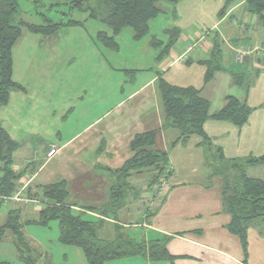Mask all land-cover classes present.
Masks as SVG:
<instances>
[{
  "label": "crops",
  "instance_id": "0c3cea01",
  "mask_svg": "<svg viewBox=\"0 0 264 264\" xmlns=\"http://www.w3.org/2000/svg\"><path fill=\"white\" fill-rule=\"evenodd\" d=\"M246 2L180 0L176 5L161 3L159 13H170L173 22L168 28L159 29L163 36L161 39L149 34V37H144L149 48L145 55L119 54L121 45L118 43L116 51L103 44L97 45L96 55L103 57L102 50L105 49L122 58L116 65L120 69L114 68L113 72L106 71L100 76L98 80H105L106 83H96L95 87L79 92L73 107L68 100L64 101L61 114L57 115L62 116L64 138L61 134L54 142L44 136L35 137L31 143L34 145L32 153L13 165V170L20 172L40 162L32 177L23 178L27 187H42L63 181L67 186V203L73 209L100 208L109 201L112 186L106 169L120 168L133 155L129 144L135 135L156 131L153 149L166 152L169 158L170 172L163 181L166 188L157 193V200H154L151 198L152 189H147L151 174L133 176L129 198L118 218L125 219L120 224L130 238L147 243L167 238L165 249L171 259L150 263L145 258L131 257L105 264H264V217L249 223L246 251L242 249L240 238L228 230L232 217L224 200L225 192L234 186L239 170L226 167L216 172L209 167L199 135L188 137L184 143L179 140L172 146L179 135L175 129L163 128L164 115L157 89L159 77L176 87L197 89L200 97L209 101L210 114L223 107L227 96L245 102L252 112L243 127L208 119L203 126V134L211 141L212 156L216 155L218 148L227 161L262 156L264 57L252 54L240 64L234 61V48L251 44H261L264 48V19L249 13ZM155 19L150 21L149 26ZM196 23H201L205 31L195 28ZM189 25L193 30L186 29ZM148 31L151 33L152 30L148 27ZM133 35L132 31L131 41L138 42ZM202 35H205L204 41L190 49ZM152 39L160 42L161 46L154 47ZM216 53L215 65L219 63L220 68L205 83L208 62L215 59L213 56ZM115 78L117 80L113 82ZM87 93L88 100H84ZM18 145L16 152L21 149ZM52 147L58 149L57 153L46 158ZM60 163L63 165L61 171L56 169ZM243 167L249 178L264 181V164H245ZM137 190L143 191L139 198L135 195ZM143 194L145 197H142ZM152 199L155 202L151 203ZM8 209V206L0 207V223L4 222ZM38 211L21 214L23 219L36 220ZM134 212L142 221L136 222L132 218V223H127ZM106 220L108 224H114L113 220ZM52 224L56 228V238L48 236V227L37 225L25 226L24 233L40 247L48 261L50 250L55 258L56 251L62 259L69 257L70 264H87L79 248L58 242L57 223ZM108 232L111 233L109 238L115 236V231L109 229ZM12 241L11 236L0 241V264H23L18 260ZM41 258L38 263L45 264V258Z\"/></svg>",
  "mask_w": 264,
  "mask_h": 264
},
{
  "label": "trees",
  "instance_id": "16d2710c",
  "mask_svg": "<svg viewBox=\"0 0 264 264\" xmlns=\"http://www.w3.org/2000/svg\"><path fill=\"white\" fill-rule=\"evenodd\" d=\"M57 5L66 6L69 12L78 10L87 13L89 19L101 21L112 34L108 36L105 32H99L97 41L109 50H118L115 37L121 34L123 28L133 31V39L139 41L148 34L150 21L154 20L160 12L159 4L176 5L180 0H55ZM249 13L261 16L264 19V0H247ZM20 9L17 0H0V107L8 105L10 93L19 91L21 85L12 80V50L21 38L23 29L35 35H52L61 26H75L80 22L68 21L67 24L49 23L44 25L26 24L20 18ZM49 23V24H48ZM175 31V30H173ZM154 47L161 43L152 39ZM171 42L165 48L167 52ZM218 53V52H217ZM217 53L214 60L208 62L204 82L213 77L215 70L219 69V63L215 65ZM158 97L162 103L163 128L175 129L179 140H185L192 135L202 137V147L206 164L215 169L237 168L239 173L234 186L225 192V203L231 214V222L228 225L229 232L240 238L242 249L246 251L247 229L249 223L259 217H264V181L249 178L246 175L244 165L264 164V153L256 159H245L227 161L218 148L216 155H211V141L203 134V126L208 119L213 121H226L235 127L241 128L248 121L252 109L245 102L236 97L227 96L220 110L210 114L209 101L200 97L199 90L192 87H176L170 85L162 77L157 80ZM156 131L135 135L129 144L133 155L116 170L106 169L112 180L109 190V201L100 208H83L75 210L67 203V186L63 181L42 187H37L35 192L37 199L42 201L36 220L23 219L21 209L17 204L8 201L21 187L20 181L24 177H32L40 166V162L29 165L20 172L13 170L15 164L14 153L19 145L8 132L0 125V207L8 206V212L3 223H0V241L7 236L13 238V245L17 252L18 260L23 264H38L41 257L45 264L49 261L39 246L34 245L30 238L25 235V226L48 227L49 223L56 222L58 230V242L67 246H74L81 250L86 258L87 264H105L108 261L128 259L131 257L145 258L150 263L163 262L171 259L165 249L167 238L155 240L154 242H140L130 238L124 233L118 219V214L127 202L128 193L132 189L130 184L133 176L150 173L148 190L152 189L151 198L157 200L156 188L163 183L169 175V158L167 153L153 149L156 139ZM216 167V168H215ZM24 192L33 189L24 187ZM227 190V189H226ZM151 194V193H150ZM150 197V196H149ZM6 199V200H5ZM153 199L151 203L155 202ZM86 213L98 215L91 217ZM150 215L147 217L149 218ZM113 220L110 225L107 220ZM105 227V225H107ZM112 227V228H110ZM115 231L113 238L101 236L103 230Z\"/></svg>",
  "mask_w": 264,
  "mask_h": 264
},
{
  "label": "rangeland",
  "instance_id": "374dc122",
  "mask_svg": "<svg viewBox=\"0 0 264 264\" xmlns=\"http://www.w3.org/2000/svg\"><path fill=\"white\" fill-rule=\"evenodd\" d=\"M17 1L21 13L20 18L26 24L45 26L47 22L67 24L68 21H77L82 25H63L52 35L47 36L31 34L23 29L21 38L13 47L12 80L14 83L20 84L22 89L12 91L8 105L0 107V125L21 146V149L13 156L16 165L19 164L22 157L32 153L31 149L34 145H31V143L35 137L40 136L43 138L44 136L54 142L56 138H60L61 134L64 138L65 130L62 128V116H57L61 114L60 110L64 101L68 100L73 107L79 92L95 87L96 83L97 85L106 83L105 80L99 81L98 79H100V76L105 75L106 71L113 72L114 68L120 69L116 65H119L122 60L115 53H110L105 49L102 50L103 57L96 55L97 45L101 44L97 41L99 32H107L109 36L112 32L101 21L89 19L87 13L78 10L69 12L66 6L57 5L58 2L55 0ZM170 15V13L168 15L159 13L156 16L157 19L149 26L152 31L148 34L161 39L163 36L159 29L171 26L173 19ZM194 27L201 32L205 31L201 23H196ZM186 29L193 30L190 25ZM184 34L189 35V32ZM131 35L132 31L129 28H123L120 36L115 39L116 43L121 45L119 54L145 55L149 49L147 40H145L148 35L138 42H132ZM126 48L128 50L125 52ZM141 62H145V60H141ZM116 80L115 78L113 82ZM84 100H88V93ZM56 169L63 170L62 163ZM20 182L19 184H22L20 187L21 201L17 202L18 209H21L22 213L40 210L42 201L37 199L39 196H36L35 193L38 188L30 187L34 189L32 195H30V192H24L25 189L23 188L28 186L24 184V179ZM141 193L143 191L137 190L136 197L139 198ZM142 197H145V195L143 194ZM135 215L134 212L131 215L130 222L127 223L131 224L133 219L136 222L142 221L141 217ZM118 219L123 223L125 221L122 218ZM107 226L108 224L105 225V227ZM103 232L105 233H102L101 236L105 239L111 236V233L105 231V229ZM131 232L136 234L135 230L131 229ZM46 233L49 237L54 236L56 238V228L52 222L49 223ZM48 252L49 264H70L69 257L66 260L62 259L56 251L55 258L50 250ZM58 256L61 260L58 259ZM132 258L140 259L139 257Z\"/></svg>",
  "mask_w": 264,
  "mask_h": 264
},
{
  "label": "built area",
  "instance_id": "2783aa9c",
  "mask_svg": "<svg viewBox=\"0 0 264 264\" xmlns=\"http://www.w3.org/2000/svg\"><path fill=\"white\" fill-rule=\"evenodd\" d=\"M202 41H204V36H200L199 39L192 45L190 49H193V47L198 46ZM252 54H260L264 57V48L261 44H255L253 46H244L240 48H234V61L237 63H242L245 57L252 56ZM57 150L55 147L50 148L48 151L46 158H51L53 155L57 153ZM166 188L165 182H163L161 185H159L156 189V194L159 192H163ZM24 189V188H23ZM6 200V199H5ZM8 201L11 203H14L15 205L20 200V188L18 191L10 198H8Z\"/></svg>",
  "mask_w": 264,
  "mask_h": 264
}]
</instances>
